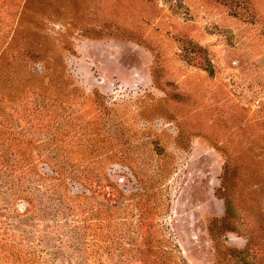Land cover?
I'll return each instance as SVG.
<instances>
[{
	"label": "rangeland",
	"instance_id": "rangeland-1",
	"mask_svg": "<svg viewBox=\"0 0 264 264\" xmlns=\"http://www.w3.org/2000/svg\"><path fill=\"white\" fill-rule=\"evenodd\" d=\"M0 264H264V0H0Z\"/></svg>",
	"mask_w": 264,
	"mask_h": 264
}]
</instances>
